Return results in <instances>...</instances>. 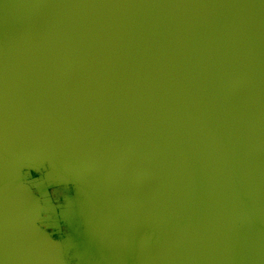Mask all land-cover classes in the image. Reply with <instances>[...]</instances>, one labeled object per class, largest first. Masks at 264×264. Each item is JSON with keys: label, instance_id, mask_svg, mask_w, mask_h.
<instances>
[{"label": "water", "instance_id": "95a60500", "mask_svg": "<svg viewBox=\"0 0 264 264\" xmlns=\"http://www.w3.org/2000/svg\"><path fill=\"white\" fill-rule=\"evenodd\" d=\"M0 264H264V0H0Z\"/></svg>", "mask_w": 264, "mask_h": 264}, {"label": "clouds", "instance_id": "9594fccd", "mask_svg": "<svg viewBox=\"0 0 264 264\" xmlns=\"http://www.w3.org/2000/svg\"><path fill=\"white\" fill-rule=\"evenodd\" d=\"M56 239V238H55Z\"/></svg>", "mask_w": 264, "mask_h": 264}]
</instances>
